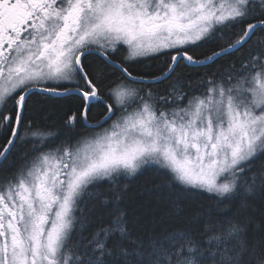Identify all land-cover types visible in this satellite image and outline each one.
Listing matches in <instances>:
<instances>
[{"label": "snow or ice", "instance_id": "1", "mask_svg": "<svg viewBox=\"0 0 264 264\" xmlns=\"http://www.w3.org/2000/svg\"><path fill=\"white\" fill-rule=\"evenodd\" d=\"M0 264H264V0H0Z\"/></svg>", "mask_w": 264, "mask_h": 264}]
</instances>
